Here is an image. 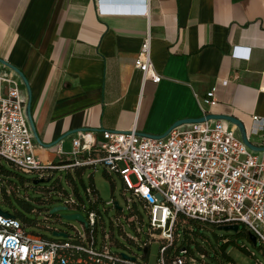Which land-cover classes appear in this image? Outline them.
Segmentation results:
<instances>
[{
  "label": "crops",
  "instance_id": "0c3cea01",
  "mask_svg": "<svg viewBox=\"0 0 264 264\" xmlns=\"http://www.w3.org/2000/svg\"><path fill=\"white\" fill-rule=\"evenodd\" d=\"M146 2L149 17L100 15L98 0H0V59L28 78L45 145L77 130L163 135L204 117L200 100L223 80L207 112L252 135L253 117L264 118V0ZM149 29L160 83L135 68ZM76 134L38 145L37 158L60 162L58 146L70 152ZM251 137L264 147V132Z\"/></svg>",
  "mask_w": 264,
  "mask_h": 264
},
{
  "label": "built area",
  "instance_id": "2783aa9c",
  "mask_svg": "<svg viewBox=\"0 0 264 264\" xmlns=\"http://www.w3.org/2000/svg\"><path fill=\"white\" fill-rule=\"evenodd\" d=\"M98 11L100 15L149 17L146 0L123 7L98 0ZM152 41L149 29L135 68L145 81L160 83L162 77L156 73L152 59ZM9 71L0 69V163L6 161L20 173L39 179H46L54 171L101 165L109 174H118L125 192L132 194L127 223L135 229L139 223L142 229L137 231L139 235L143 233L144 219L137 208L141 206L149 226L147 239L138 244L139 251L144 250L146 255L140 258L125 254L129 259H124L123 254L113 252L106 235L105 242L99 244V216L94 211L85 218L88 228L84 226L83 232L52 238L29 233L18 219L0 215V264H149L153 242L161 246L158 264H198L194 257H187V249L172 261L168 259L169 250L180 238L178 229L187 220L219 227L244 225L264 245V152L251 150L236 126L208 120L176 127L163 139L139 136L136 129L104 131L100 140L92 133L79 132L70 152L60 145L56 150L60 161H73L72 164H45L36 155L38 144L27 117L26 89L19 77ZM228 84L227 80L220 81L200 100L204 117L209 114L207 109L218 104L219 85ZM253 122L252 135H261L264 118L255 116ZM252 135L248 133L253 143ZM131 176L137 178L136 185ZM59 196L65 195L59 192ZM76 205L70 199L65 206Z\"/></svg>",
  "mask_w": 264,
  "mask_h": 264
},
{
  "label": "rangeland",
  "instance_id": "374dc122",
  "mask_svg": "<svg viewBox=\"0 0 264 264\" xmlns=\"http://www.w3.org/2000/svg\"><path fill=\"white\" fill-rule=\"evenodd\" d=\"M1 164L6 170L13 173L9 180L19 188L18 198L26 201L41 213L37 215L27 211L14 197L10 203L1 201V211L9 212L10 214L19 212L31 221L40 222L41 227L35 225L27 226V232L37 233L49 238L54 236L55 230L70 235H75L76 231L83 232L84 224L78 221L66 220L62 216L80 213L86 218L87 211L93 207L91 202L96 200L93 195L88 198L86 188H91L92 184H94L98 192V198L101 200L97 204V209L103 217V222L99 226V244L101 245L105 242L106 235L107 243L113 252L140 258L146 255L144 250L139 251L138 244L147 239L148 216L142 207L139 206V211L144 219L143 233L141 235L137 231V229H142L139 223H137V229L127 223L126 217L131 214L128 208V200L131 199L132 194L131 192H125L124 183L118 174L114 172L109 174V171L99 165L96 168L91 167L82 170L80 175L73 171L72 178L74 182L71 181L69 173L63 171L57 172L51 177L48 175L47 179L51 178L49 183L35 186L33 181L38 179V176L20 173L6 161H1ZM121 167L123 168L124 164L121 163ZM130 180L134 185L138 183L135 176H131ZM55 187H58L57 191H47ZM75 189L78 190L79 195H76ZM59 192H63L65 196H59ZM49 194L53 197V201L39 203V201H47ZM70 199L76 201L77 205L69 206L67 211L58 212L54 216L50 214L52 209L65 206ZM113 202L119 203L123 213L114 208ZM83 205L85 209L82 207ZM46 218L49 221H45ZM186 222V224H181L178 229L180 238L176 243L175 249H187L190 252L187 257H194L198 264H264V245L260 241L255 247L245 237L237 236L238 234L233 232L222 231L219 226L191 222L190 220ZM120 225L123 226L122 229H120ZM243 229L244 226L240 225V232ZM160 249V244L153 242L148 259L149 264H158ZM224 252L231 260H227L223 256ZM203 254H205L204 258H202Z\"/></svg>",
  "mask_w": 264,
  "mask_h": 264
},
{
  "label": "water",
  "instance_id": "95a60500",
  "mask_svg": "<svg viewBox=\"0 0 264 264\" xmlns=\"http://www.w3.org/2000/svg\"><path fill=\"white\" fill-rule=\"evenodd\" d=\"M107 1L110 2L111 4L115 5V6H122L123 7V6L133 5L138 0H107ZM0 65L9 69L10 71L14 72L19 77V79L22 81V83L24 84V87H25L27 95H28V101L26 104L27 117H28L31 129H32V132L34 134L35 140L39 146L47 147V146L56 145V144H58V142L65 139L67 136L80 132V130L73 131V132L69 133L68 135H65L59 141L53 143L52 145H45L42 142V140L40 139V136L38 134L37 127H36V124L34 121V117H33V113H32L33 92H32L31 84H30L28 78L24 75V73L20 69H18L17 67H15L11 63H9L3 59H0ZM208 120L224 121V122L230 123L231 125L236 126L238 129V132L241 136V139L251 150H253L255 152H264V147H259V146L253 145V143L249 140L248 132H247L245 125L239 119H237L233 116H228V115L208 114L206 117H201L198 119H183V120H180V121H177L176 123H174L165 134L160 135V136L146 135V134H140V133H137V134L139 136L147 137V138L163 139V138L167 137L168 134L176 127H180V126H184V125H191V124H200V123H203V122L208 121ZM84 130L85 129H83L81 131H84ZM50 181H51V179H38V180L34 181V185L37 186V185L42 184V183H49ZM115 209L118 211L123 210L119 206V203H117V202H115ZM67 210H68V207H66V206L55 207L51 211V215H55L58 212H62V211L64 212ZM0 215L4 216L6 218L15 219V216L10 214L9 212H3L0 210ZM62 217L66 220H69V221H78V222L84 224V226L86 228H88V224H87L85 217L80 213L73 214V215H63ZM220 230L225 231V232H233L235 234H238L240 232V225L237 224V225H231V226H220ZM53 235L55 237L66 236L63 233H57V232H55ZM248 237H249L250 242L256 247L258 244V240H257L256 236L250 233ZM123 257H124V259H129V257L125 254H123Z\"/></svg>",
  "mask_w": 264,
  "mask_h": 264
},
{
  "label": "trees",
  "instance_id": "16d2710c",
  "mask_svg": "<svg viewBox=\"0 0 264 264\" xmlns=\"http://www.w3.org/2000/svg\"><path fill=\"white\" fill-rule=\"evenodd\" d=\"M73 161H60V162H57L56 164L57 165H70L72 164ZM88 168H91V167H73L72 169H68V170H65L69 173V177L71 178V181L74 182V179L72 178V172L75 171V173H78V175L81 174L82 170H85V169H88ZM58 171H54L52 173H50L49 177H51L52 175H54L55 173H57ZM13 176V173L6 170V168L4 166H2V164L0 163V189H1V198H0V203L1 201L3 202H6V203H10L11 202V199L14 197L16 198V200L22 205L25 207V209L33 214H37V215H40V211L35 209L34 207H32L29 203H27L26 201H23L21 199L18 198V195H19V188L17 187V185H14L13 182L10 179V177ZM39 179V178H38ZM36 179V180H38ZM47 179V177H46ZM51 179V178H49ZM35 181V180H34ZM34 181H33V184H34ZM58 190V187H55L51 190H47L48 192H51V191H57ZM75 193L76 195H79V192L77 189H75ZM86 193L88 195V198H90L92 195L96 198L95 202H91V204L93 205V207L87 211V215L89 212H96L99 216V221H98V225H97V234L99 233V226L102 224L103 222V217L101 216V214L99 213L98 209H97V204L101 201L99 198H98V192L94 186V184H92V187L91 188H86ZM59 194V193H58ZM48 200H44V201H39V203H42V202H51L53 201V197L49 194L48 196ZM84 209H85V206L83 205L82 206ZM139 209V207H137ZM53 210V209H52ZM51 210V211H52ZM51 214V212H50ZM15 216L16 219H18L19 221H21L26 227L29 226V225H35V226H40V222L39 221H31L29 219H27L24 215H22L21 213L17 212L15 214H12ZM54 216V215H52ZM45 221H49L48 218H46ZM191 222H199V221H194L192 220ZM202 223V222H201ZM244 226V225H243ZM48 229V228H46ZM61 232V231H60ZM55 233V232H54ZM63 233V232H62ZM63 234H68V233H63ZM249 234H250V231L247 229L246 226H244V229L242 232L238 233L237 236H243L245 237L247 240H249ZM70 235V234H69ZM250 241V240H249ZM176 247V244L173 248H171L168 252V259L170 261H172L174 258H176L180 251H182L183 249L185 248H182L181 250H177L175 249ZM188 251V250H187ZM206 253V252H205ZM188 254H190V252L188 251ZM203 256L205 257V254H203ZM223 256H225L227 258V260H231L229 258V256L224 252L223 253Z\"/></svg>",
  "mask_w": 264,
  "mask_h": 264
}]
</instances>
